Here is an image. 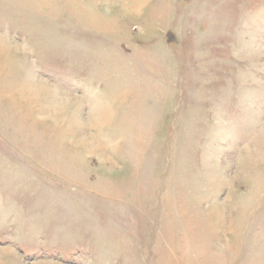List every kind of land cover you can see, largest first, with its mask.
<instances>
[{
  "label": "rangeland",
  "instance_id": "374dc122",
  "mask_svg": "<svg viewBox=\"0 0 264 264\" xmlns=\"http://www.w3.org/2000/svg\"><path fill=\"white\" fill-rule=\"evenodd\" d=\"M0 43V264H264V0H0Z\"/></svg>",
  "mask_w": 264,
  "mask_h": 264
},
{
  "label": "bare ground",
  "instance_id": "6f19581e",
  "mask_svg": "<svg viewBox=\"0 0 264 264\" xmlns=\"http://www.w3.org/2000/svg\"><path fill=\"white\" fill-rule=\"evenodd\" d=\"M139 4V3H138ZM1 44V43H0ZM1 46V45H0Z\"/></svg>",
  "mask_w": 264,
  "mask_h": 264
}]
</instances>
